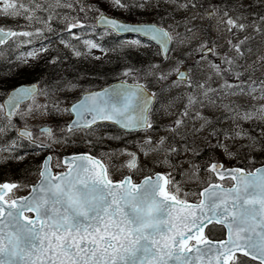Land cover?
<instances>
[{
    "label": "snow or ice",
    "instance_id": "snow-or-ice-1",
    "mask_svg": "<svg viewBox=\"0 0 264 264\" xmlns=\"http://www.w3.org/2000/svg\"><path fill=\"white\" fill-rule=\"evenodd\" d=\"M0 16L23 21L0 23L6 48L51 33L72 57L123 61L97 90L40 66L69 60L50 41L0 50V170L39 176L0 182V264H264V0H0Z\"/></svg>",
    "mask_w": 264,
    "mask_h": 264
},
{
    "label": "trees",
    "instance_id": "trees-1",
    "mask_svg": "<svg viewBox=\"0 0 264 264\" xmlns=\"http://www.w3.org/2000/svg\"><path fill=\"white\" fill-rule=\"evenodd\" d=\"M105 10H109V9L105 8ZM114 12H116V10H114ZM139 15L140 13H136L135 15H132L126 12H122L121 16L128 18V19H135L136 16H139ZM0 23L6 24L7 22L4 21L2 18H0ZM118 38L119 37L116 34L111 33V34H108L106 37H103L100 40V42L103 45H105V47L112 48L116 44L119 43ZM53 46H55L56 48L59 47V45H53ZM54 54L56 53L52 52L50 55H54ZM62 54L68 55L69 60L63 61L61 65H55L52 67H48L46 64V62L49 59V55L41 54L40 56V61H39L40 66L44 68L53 79H55L54 77L57 76L59 73H63L65 71V69L63 68L64 66L63 64H72L71 66H74L79 71L88 72L89 75L87 77H93L94 75L98 74V77H93L92 80L96 84H101L112 78L119 77L116 75L115 70L119 69V67L123 64V61L119 59L117 54L112 53V52H107L102 58H98V59L91 58L90 56H88L87 58H81L79 60L75 59L74 57H71L70 52H68L67 50H62ZM130 59H132L133 63H138L142 58L138 54L134 53L133 56L130 57ZM143 59H146V57H144ZM6 65H7V62L0 60V73H3L6 70ZM71 73L74 74L76 72L71 70ZM92 73H95V74L93 75ZM72 74L71 76H74ZM85 79H88V78H85ZM2 98L3 97H0V101ZM31 147H32L31 144L25 142L23 150L28 151L30 153ZM29 159H33L36 162L40 160V158H33L31 153H30ZM23 167L24 166L22 165L21 168ZM33 172L35 171L29 170L28 173L22 175L21 171L16 170V169H13L11 171L0 170V180H5V179H11V180L24 179L25 180V177Z\"/></svg>",
    "mask_w": 264,
    "mask_h": 264
},
{
    "label": "rangeland",
    "instance_id": "rangeland-1",
    "mask_svg": "<svg viewBox=\"0 0 264 264\" xmlns=\"http://www.w3.org/2000/svg\"><path fill=\"white\" fill-rule=\"evenodd\" d=\"M105 7H107V6H105ZM122 12V11H121ZM47 35L48 36H52V34L51 33H47ZM43 36H39V37H36L35 39H32V41H31V43H29L30 45H29V47H27L26 49H24L23 51H28V50H31V49H38V48H40V47H42L43 45H44V43L42 42H39V38H42ZM129 38H131V37H128V38H126V39H129ZM55 42H57V43H59L58 41H55ZM52 43H54V41L52 42ZM60 45H62V44H60ZM62 47H64L63 45H62ZM3 50L4 51H6V53H7V50H6V47L5 48H3ZM92 51H94V50H92ZM1 58H3V57H0V59ZM74 93H76V92H73V93H71V95L72 94H74ZM135 138V137H134ZM133 138V139H134ZM0 143H2V142H0ZM130 147L132 146V145H129ZM65 151L66 152V150L67 149H61V150H59L58 152H60V151ZM228 163H232V162H228ZM55 164H56V160H55ZM60 169V168H59ZM114 175H116V178H119V175L118 174H115L114 173ZM201 175L203 176L204 175V173L202 172L201 173ZM137 177V180L140 178L139 176H136ZM37 177H36V174H34V173H31V174H29V175H27L26 177H25V181L27 182V183H29V182H31V181H33L34 179H36ZM177 178H179V177H177ZM184 187L185 188H192L193 189V191H196V190H198V186H197V184H193L192 182H186L185 183V185H184ZM28 190V188H21L18 192H20V193H25L26 191ZM188 199H195V197H193V196H188L187 197Z\"/></svg>",
    "mask_w": 264,
    "mask_h": 264
},
{
    "label": "flooded vegetation",
    "instance_id": "flooded-vegetation-1",
    "mask_svg": "<svg viewBox=\"0 0 264 264\" xmlns=\"http://www.w3.org/2000/svg\"><path fill=\"white\" fill-rule=\"evenodd\" d=\"M110 129V128H109ZM111 130V129H110ZM133 136V135H132ZM132 136H129L128 139H132ZM224 183V182H223ZM231 183V182H230ZM230 183H224V184H230ZM206 232H207V229H206ZM224 232L225 230L220 227V226H217L215 228H213L211 230V232H209L208 234L210 235V238L211 239H214V240H219V239H223L224 238Z\"/></svg>",
    "mask_w": 264,
    "mask_h": 264
},
{
    "label": "water",
    "instance_id": "water-1",
    "mask_svg": "<svg viewBox=\"0 0 264 264\" xmlns=\"http://www.w3.org/2000/svg\"><path fill=\"white\" fill-rule=\"evenodd\" d=\"M117 82V81H116ZM116 82H113V83H110V84H114V83H116ZM110 84H108V85H110Z\"/></svg>",
    "mask_w": 264,
    "mask_h": 264
}]
</instances>
